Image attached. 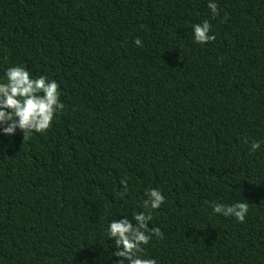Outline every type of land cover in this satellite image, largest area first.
I'll use <instances>...</instances> for the list:
<instances>
[{
  "label": "trees",
  "instance_id": "1",
  "mask_svg": "<svg viewBox=\"0 0 264 264\" xmlns=\"http://www.w3.org/2000/svg\"><path fill=\"white\" fill-rule=\"evenodd\" d=\"M207 2L0 0V76L24 65L65 105L0 136V264H104L108 221L149 187L157 264H264V144L243 143L264 140V0H216L215 19ZM204 19L215 39L194 44ZM241 198L243 223L205 204Z\"/></svg>",
  "mask_w": 264,
  "mask_h": 264
},
{
  "label": "clouds",
  "instance_id": "2",
  "mask_svg": "<svg viewBox=\"0 0 264 264\" xmlns=\"http://www.w3.org/2000/svg\"><path fill=\"white\" fill-rule=\"evenodd\" d=\"M211 18L218 13L216 0H208L206 4ZM212 25L208 19L192 25V42L205 45L215 39L211 34ZM136 47H142L139 38L133 40ZM61 93L55 80L45 75H33L24 65H12L3 69L0 76V136L11 137L18 130L23 141L28 140L34 133H44L50 129L54 118L58 117L65 105L60 100ZM249 154L261 149L264 140L244 139ZM121 198L129 193L128 178L119 181ZM165 197L158 187L146 188L143 199L138 204L139 211L131 215H119L121 219H111L104 229L105 241H111L112 251L104 248L101 260L115 258V264H157L155 258L147 256L145 246L155 237L160 239L163 233L158 227H149L153 213L164 203ZM212 215L224 218L231 217L236 222L243 223L249 211V203L245 199L234 200L231 203L205 201ZM129 217L131 219H129ZM104 241V243H105ZM81 264H88L83 260ZM93 264H100L94 261Z\"/></svg>",
  "mask_w": 264,
  "mask_h": 264
}]
</instances>
